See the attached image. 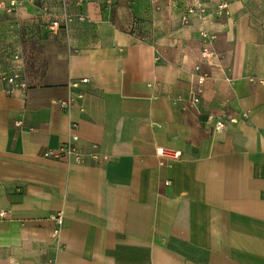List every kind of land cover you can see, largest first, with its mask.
Returning <instances> with one entry per match:
<instances>
[{"label":"crops","instance_id":"0c3cea01","mask_svg":"<svg viewBox=\"0 0 264 264\" xmlns=\"http://www.w3.org/2000/svg\"><path fill=\"white\" fill-rule=\"evenodd\" d=\"M260 1L88 0V21L53 34L0 0V73L28 86L0 80V264H264ZM74 135L82 164L44 157Z\"/></svg>","mask_w":264,"mask_h":264},{"label":"built area","instance_id":"2783aa9c","mask_svg":"<svg viewBox=\"0 0 264 264\" xmlns=\"http://www.w3.org/2000/svg\"><path fill=\"white\" fill-rule=\"evenodd\" d=\"M87 0H79V3H84ZM227 8L226 4H223L220 6L221 10H225ZM200 12H203V10H200ZM197 13V10L195 8H189L188 9V14H195ZM84 16H80L79 20L80 21H85ZM186 20V19H185ZM72 22V19L70 18L68 20V23ZM61 28V23L59 21L53 22L52 23V30H59ZM63 28V27H62ZM204 38V44L201 50V55H200V64L209 62L211 59L215 57V53L210 47V41L209 38L206 34L203 35ZM18 57L16 56V60ZM201 69V65L196 67V71H199ZM0 80H3L9 85V89L7 91L8 94H14L18 90H26L27 89V83L24 80H20V76L18 72H14L11 75L6 73V72H1L0 73ZM204 79L200 78L198 80L199 85H203ZM80 83L86 84L88 83V79H84L81 82H72L70 84V87L72 88H78L80 86ZM193 104H198L199 103V98L195 95L193 96ZM74 102V98H70L68 100H62L59 102H56V105H58L61 109L63 110H70L72 108ZM243 118L247 117V114H242ZM236 118H231L228 122L229 123H236ZM227 122L219 119L216 122L215 129L217 131H221L226 127ZM79 140V137L74 135L72 136V139L70 142L63 144L60 146L57 150H48L44 153V157L48 159H54L58 161H63V160H73L76 164H82L84 162V154L80 149H78L75 146V143H77ZM157 156L161 158H166L170 160H178L182 156V152L180 151H173V150H167L164 148H157L156 150ZM92 158L96 159L98 158V154H92ZM103 159L105 161H108L109 158L107 156H104ZM2 216H5V213H2ZM51 219L54 220L59 228L62 227L64 223V215L63 213H58L57 215L51 216Z\"/></svg>","mask_w":264,"mask_h":264},{"label":"rangeland","instance_id":"374dc122","mask_svg":"<svg viewBox=\"0 0 264 264\" xmlns=\"http://www.w3.org/2000/svg\"><path fill=\"white\" fill-rule=\"evenodd\" d=\"M9 2L11 3L14 2L16 5L21 4V3L22 4L30 3L36 6V8L38 9L37 11L40 12L41 16H43L44 18L46 17V19L49 18L51 15L52 19L50 20V23L48 22L49 23L48 26L50 28V32L53 34L59 33L60 31H64L65 33L68 34L72 31V28L75 24L85 23L89 19V17L82 10L83 6H85L88 0L84 3H79V0H60V12L58 14L53 13L55 11H51L55 9L49 6V3H47V0H9ZM80 16H84L86 18L85 21H80L79 20ZM70 18L72 19V22L68 23V20ZM56 21H59L61 23V28L59 30H52V23ZM142 24L143 22L141 21L140 18L133 17L131 19V23L129 24L128 29L131 31V33L135 34L138 38L144 39L146 38L145 37L146 31H145V27ZM14 71L15 72L18 71L17 67L14 69ZM3 72H6L8 74L11 73V71L9 72L7 70ZM19 76H20V80H24L23 76L20 73H19ZM24 81L26 82V80Z\"/></svg>","mask_w":264,"mask_h":264}]
</instances>
